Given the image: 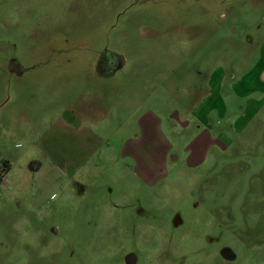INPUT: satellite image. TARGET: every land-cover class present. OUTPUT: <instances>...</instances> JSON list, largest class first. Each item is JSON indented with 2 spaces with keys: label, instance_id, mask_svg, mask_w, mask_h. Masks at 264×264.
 <instances>
[{
  "label": "rangeland",
  "instance_id": "rangeland-1",
  "mask_svg": "<svg viewBox=\"0 0 264 264\" xmlns=\"http://www.w3.org/2000/svg\"><path fill=\"white\" fill-rule=\"evenodd\" d=\"M0 177V264H264V0H0Z\"/></svg>",
  "mask_w": 264,
  "mask_h": 264
},
{
  "label": "flooded vegetation",
  "instance_id": "flooded-vegetation-1",
  "mask_svg": "<svg viewBox=\"0 0 264 264\" xmlns=\"http://www.w3.org/2000/svg\"><path fill=\"white\" fill-rule=\"evenodd\" d=\"M14 63L17 64V62L15 60L10 61L9 68H11L14 65ZM119 63L122 64L121 63V59H119ZM118 67H119V65L116 67L115 62H112V60L109 57H106V55L102 56V58H101V60L99 61V64H98V70L100 72H103V73L104 72L107 73L111 69H117ZM157 181H159V180H157ZM222 255L226 259H232L233 258V255L227 250H224Z\"/></svg>",
  "mask_w": 264,
  "mask_h": 264
},
{
  "label": "trees",
  "instance_id": "trees-1",
  "mask_svg": "<svg viewBox=\"0 0 264 264\" xmlns=\"http://www.w3.org/2000/svg\"><path fill=\"white\" fill-rule=\"evenodd\" d=\"M6 171V170H5ZM2 181L1 177H0V182Z\"/></svg>",
  "mask_w": 264,
  "mask_h": 264
},
{
  "label": "crops",
  "instance_id": "crops-1",
  "mask_svg": "<svg viewBox=\"0 0 264 264\" xmlns=\"http://www.w3.org/2000/svg\"><path fill=\"white\" fill-rule=\"evenodd\" d=\"M203 118L205 119V115L203 116Z\"/></svg>",
  "mask_w": 264,
  "mask_h": 264
}]
</instances>
